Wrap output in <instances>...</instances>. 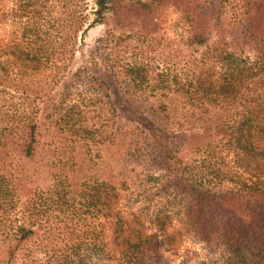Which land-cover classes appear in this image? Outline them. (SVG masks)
Segmentation results:
<instances>
[{
	"label": "trees",
	"instance_id": "1",
	"mask_svg": "<svg viewBox=\"0 0 264 264\" xmlns=\"http://www.w3.org/2000/svg\"><path fill=\"white\" fill-rule=\"evenodd\" d=\"M95 3L0 0V264H264V0Z\"/></svg>",
	"mask_w": 264,
	"mask_h": 264
},
{
	"label": "rangeland",
	"instance_id": "2",
	"mask_svg": "<svg viewBox=\"0 0 264 264\" xmlns=\"http://www.w3.org/2000/svg\"><path fill=\"white\" fill-rule=\"evenodd\" d=\"M88 2L89 8L96 6L95 0H88ZM102 31L101 24L91 27L86 34V42L92 43ZM166 254L174 264H217L220 252L217 248L197 242L187 235L176 234L174 248ZM253 259L254 257L249 260Z\"/></svg>",
	"mask_w": 264,
	"mask_h": 264
},
{
	"label": "clouds",
	"instance_id": "3",
	"mask_svg": "<svg viewBox=\"0 0 264 264\" xmlns=\"http://www.w3.org/2000/svg\"><path fill=\"white\" fill-rule=\"evenodd\" d=\"M179 15L180 14L178 12L171 13V21L177 20L179 18ZM166 35L169 39H178V35L174 31L169 30Z\"/></svg>",
	"mask_w": 264,
	"mask_h": 264
}]
</instances>
